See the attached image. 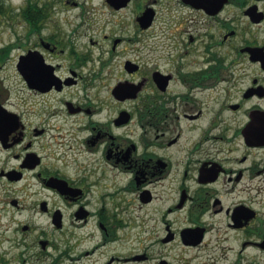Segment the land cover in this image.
I'll use <instances>...</instances> for the list:
<instances>
[{"label": "flooded vegetation", "instance_id": "1", "mask_svg": "<svg viewBox=\"0 0 264 264\" xmlns=\"http://www.w3.org/2000/svg\"><path fill=\"white\" fill-rule=\"evenodd\" d=\"M110 1L106 60L87 0L23 19L0 203L30 221L0 264H58L85 241L97 264H264V0Z\"/></svg>", "mask_w": 264, "mask_h": 264}, {"label": "rangeland", "instance_id": "2", "mask_svg": "<svg viewBox=\"0 0 264 264\" xmlns=\"http://www.w3.org/2000/svg\"><path fill=\"white\" fill-rule=\"evenodd\" d=\"M39 4H48L50 8H52V16L53 19H64L65 13L61 12L62 7L72 9V13H76L80 11V7L67 5V0H31ZM6 4L9 5L8 9L4 14H0V48H6L7 58L4 63L1 64L0 67V81L2 85L9 94V97L14 104H12L13 109H19V96L21 86V79L19 73L16 69V59L21 51V36H22V23L23 19L21 15L17 12L20 7L26 5L27 0H5ZM71 2H77L79 4H85V0H69ZM102 0H87V8L95 12L96 18H93L92 24L89 30H87V39L88 37L93 38V40H98L99 42L95 45H88V49L91 50L92 56L98 55L97 53L101 50L99 45H101L103 50H107L103 54L104 59H109V43L107 40H103V33L108 34V36H112L110 28L106 30L100 27V19L103 17L101 14L104 9H106ZM105 11V10H104ZM56 16V17H55ZM109 27V26H108ZM120 33V32H119ZM125 56H117L113 55V59H110V64L108 65L111 68L112 78H122L125 75V71L122 70V64L124 63ZM90 63L98 64V60H94ZM2 87V88H3ZM3 198V202L0 203V255L6 247L8 246V242L6 236L10 235L13 230L17 227L19 222L30 221L28 217L24 216V213L15 212V208H13L9 202L7 197L4 195L1 196ZM39 220H36V222ZM44 226H46V221H44ZM48 234V233H47ZM49 236V235H48ZM50 237V236H49ZM87 249V242H83V245L74 248L70 252V258L63 259L58 264H97L95 262V258L97 257L95 252L92 254H83V249ZM53 253V252H52ZM104 258L101 257L100 262ZM42 264H49V260L44 258Z\"/></svg>", "mask_w": 264, "mask_h": 264}, {"label": "trees", "instance_id": "3", "mask_svg": "<svg viewBox=\"0 0 264 264\" xmlns=\"http://www.w3.org/2000/svg\"><path fill=\"white\" fill-rule=\"evenodd\" d=\"M36 2H33L31 0H27L26 5L23 7H20L19 11L17 12L19 15L22 16V18H28L30 20H36L37 15L36 9H33L31 6L36 5ZM9 5L6 4L5 0H0V14H4L6 10L8 9ZM2 52L7 51L6 48L0 49Z\"/></svg>", "mask_w": 264, "mask_h": 264}, {"label": "water", "instance_id": "4", "mask_svg": "<svg viewBox=\"0 0 264 264\" xmlns=\"http://www.w3.org/2000/svg\"><path fill=\"white\" fill-rule=\"evenodd\" d=\"M126 1H127V0H111L110 2H111L112 4H115L116 6H119V5H121V4H124ZM17 60H18V62H17L16 67H17L18 71H21V59H20V57H19V59H17Z\"/></svg>", "mask_w": 264, "mask_h": 264}]
</instances>
